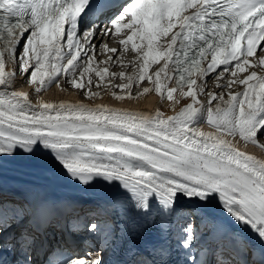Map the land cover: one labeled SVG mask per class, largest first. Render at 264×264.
Returning a JSON list of instances; mask_svg holds the SVG:
<instances>
[{"label": "snow or ice", "instance_id": "obj_1", "mask_svg": "<svg viewBox=\"0 0 264 264\" xmlns=\"http://www.w3.org/2000/svg\"><path fill=\"white\" fill-rule=\"evenodd\" d=\"M113 3L0 0V161L22 152L40 160L50 174L85 186L118 182L121 193L89 215L118 211L123 232L135 213L158 229L162 243L146 253H134L141 257L135 264H167L172 253L167 240L173 229L176 249L183 253L179 264H264V160L233 142L264 153V74L253 70L243 78L238 75L256 67L249 61L254 55L264 69V0H134L121 4L120 12L102 22L100 17ZM189 9L194 11L185 14ZM122 28L129 30L119 39L122 49L99 45L113 54L99 63L120 60L134 37L147 41V48L132 44L131 52L142 64L134 75L111 73L113 80L122 81L112 87L124 93L112 95L118 101L135 99L133 87L147 80L153 87H144L138 96L154 91L173 105H179L180 98H191L177 114L165 118L160 111L149 116L43 101L33 106L29 93L12 90L18 75L26 78L36 95L54 83L61 87L63 77L73 89H87L89 99L98 97L91 88L107 87L103 82L108 68H93L98 47L94 41L98 33L118 37ZM161 37L165 45L157 44ZM160 60L163 66L148 75L150 64ZM7 65L13 70L5 71ZM208 78L227 79L223 87L239 84L244 90L227 98L223 92L208 93L204 102L197 97L204 93ZM201 120L214 132L190 127ZM182 197L187 198V209L180 203ZM214 202L224 216L214 210ZM9 213L17 222L27 219L31 230L5 237ZM54 213L55 205L38 197L12 208L0 203V249L17 256L13 261L0 256V264H34L32 250L39 236L58 226ZM102 229L106 237L114 238L115 225L110 221L93 220L85 228L92 235ZM201 241H205L201 252L210 253L211 261L193 254ZM64 264H104V260L101 253L91 251L73 253Z\"/></svg>", "mask_w": 264, "mask_h": 264}, {"label": "bare ground", "instance_id": "obj_2", "mask_svg": "<svg viewBox=\"0 0 264 264\" xmlns=\"http://www.w3.org/2000/svg\"><path fill=\"white\" fill-rule=\"evenodd\" d=\"M194 9H189L188 13L193 12ZM179 29H173V32L178 31ZM171 35V34H170ZM66 38V37H65ZM103 38V35L97 34V38L95 39L94 43L96 45H99L101 40ZM108 38V37H107ZM165 40V38H164ZM163 40V41H164ZM161 44V43H160ZM116 45H111V48ZM118 46V45H117ZM66 51V49H64ZM108 56L113 55L112 53H106ZM163 61L162 66L164 64V60H160L159 62ZM252 61V60H251ZM258 61V60H257ZM256 61V62H257ZM121 64L119 60L116 61V64ZM130 64V63H129ZM132 64V63H131ZM127 65V64H125ZM258 65L259 70H257L258 74H264V69H261V67ZM94 67H97L96 63L93 64ZM160 66V67H162ZM159 67V68H160ZM159 68H154V71L158 70ZM13 68L11 65H7L5 68V71H12ZM256 71L254 68L248 69V74L250 71ZM31 71V70H30ZM242 74V73H240ZM238 74L241 78V75ZM243 76V75H242ZM92 77V76H91ZM162 80H163V74H162ZM227 79H233V77L229 76ZM227 79L225 80L227 83ZM23 84V86H21ZM104 85H107V83L104 81ZM112 84V83H111ZM114 84V82H113ZM169 86H171V82H168ZM54 85V84H53ZM239 85V84H234ZM110 86V85H109ZM163 86V85H162ZM243 87L242 85H239ZM52 87V86H51ZM49 88V90L44 91L43 95L40 99L36 100L33 97V89L29 85H24L23 78H16V86L12 89L13 91H23L26 93H29V99L30 102L33 104V106L37 105L38 101L43 102H51L54 104L59 103H65V104H84L87 107L95 108L97 106H106L109 109L113 110H120V111H127V112H135V113H141L145 115H154L156 111H160L163 113V116L166 118L167 116L175 115L179 111V108H181L183 105H185L189 100L190 97L187 98H180L181 102L179 105H173L171 101H168L167 98L163 101L157 100L156 97H152L151 94L155 93L154 91H151L147 94H144L142 96H138L137 94L133 95L136 97L135 99H125L122 101H118L116 99H113L110 94L105 93L101 96V98H98L96 100H93V102L90 101H82L80 95H76V92L69 94V92H59V88L56 87V85L52 88ZM104 86H101L102 89ZM150 86L149 88H151ZM105 88V87H104ZM114 88V87H113ZM244 88V87H243ZM236 91L240 90L239 88H234ZM186 90V89H185ZM234 90V91H235ZM242 91L244 89H241ZM97 92V91H96ZM142 92V91H141ZM239 92V91H238ZM153 95V94H152ZM178 96V93H174V97ZM202 96V94H201ZM202 98V97H201ZM198 99H200V95H198ZM159 101V102H158ZM190 127H195L198 131L203 133H212L210 126L207 125V122L205 120H201L198 123L191 125ZM237 144V147L241 150L246 152L247 154H250L252 156H258L259 159L264 160V153L258 152L259 154L255 153L256 149H252L254 146L248 145L245 146L242 142L237 143L236 141H233ZM263 156V157H262ZM258 159V158H257ZM4 167V168H1ZM21 168V169H20ZM0 196H3L6 193L9 194H15L18 198H23V201L28 200L32 197H38L45 200H54V196L57 194L62 195L64 197L69 198V195H73L74 193L77 194V197L80 200H83L84 202L88 203V200H92L90 198L91 194H98L99 196L102 195V198H105L106 202H112L113 199L121 193V189L118 186V182L115 183V185H109L107 182H101V183H93L91 186H85L78 181H74L67 176H54L50 174L49 172L45 171L44 165L42 162L34 157H29L28 154L22 153L15 157H9L5 158L2 161H0ZM45 175L50 176V179H46ZM20 183V184H16ZM10 184H13L12 186ZM5 189V193L3 191ZM12 190V191H11ZM89 193V194H87ZM48 194L47 196H44ZM130 196L131 194H127ZM44 196V197H43ZM96 200L95 198H93ZM24 201V202H25ZM121 201L127 206L129 203L128 201H124L123 197H121ZM100 205H104L103 202H96ZM181 205L185 208H188L189 205L187 204V198H181L180 201ZM217 202H214L213 208L218 212L219 215L224 216V212L222 209H218L216 207ZM89 207V206H85ZM111 223L113 222V225H115V235L114 238H108V240H105L107 242L106 245V251L112 250L117 241H119L120 237V228H121V220H120V214L118 211H110L109 214ZM133 218V217H132ZM131 218V219H132ZM175 220V219H174ZM98 223L101 222V219L98 218L96 220ZM130 221V219H129ZM144 222V218H140V223ZM246 235L252 238L253 242L256 243L255 237L252 236L250 232H246ZM104 238V237H103ZM205 241H201L198 246H203ZM103 244H98L99 248H102ZM98 248V249H99ZM77 250V248H76ZM73 252V251H72ZM109 254H102L104 264H106L108 260ZM48 264H55L54 262L48 263Z\"/></svg>", "mask_w": 264, "mask_h": 264}, {"label": "rangeland", "instance_id": "obj_3", "mask_svg": "<svg viewBox=\"0 0 264 264\" xmlns=\"http://www.w3.org/2000/svg\"><path fill=\"white\" fill-rule=\"evenodd\" d=\"M123 29V28H122ZM129 32V30H127V29H124V30H121V33H120V36H115V37H113V36H110V37H108V38H106L105 36H103V38H106V39H103L102 38V40H101V42H100V44L99 45H102V44H107L108 45V47H110L111 48V45H116V46H114L115 48H117L118 49V52L122 49V46L119 44V39H121V38H125V34L126 33H128ZM99 34V33H98ZM66 39V38H65ZM82 39V38H81ZM164 40V38L163 37H161L158 41H157V44H159V45H165V40ZM133 43H136V44H138V45H141L142 46V48H143V50H146V48H147V41H141L138 37H134L133 38V41L132 42H129V45H128V51L127 52H125V53H123V55L122 56H120V60H122L123 61V64L125 65V64H127V67H124L123 65H121V64H116V62L115 63H113V64H107V63H105V64H101V63H99L100 61H105V60H107V57H108V55L105 53V52H103L102 51V49H101V47H99V45H98V47H96L95 48V63H96V65H97V67H94L93 66V68H96V69H102V68H105V67H107L108 68V75L105 77V82L107 83V87H103L102 89L101 88H97L96 86H95V84H93V86H92V88H91V91L92 92H98L99 93V96L98 97H96V98H94V99H89L88 97H86L85 96V91H87V89H73L72 87H71V85L70 84H67V83H65L64 82V79L65 78H63V77H61L60 78V82H61V87H58L59 88V92H62V91H64V92H69V94H72V93H74V92H76V95H80V97H81V100L82 101H90V102H93V100H96V99H98V98H101V96L102 95H104L105 93H107V94H110L111 95V97L113 98V99H115L114 98V96L112 95V92H115L116 94H118V95H122V94H124V93H122L121 92V90L119 89V88H113L112 87V85H113V82H114V84H116V85H118V84H120L122 81L117 77V78H115L114 80L111 78V73H113V72H115V73H119L120 71H124L125 73H126V75H134L135 73H137L138 71H139V68H140V66H141V64H142V61L141 60H139V59H137V54L136 53H132L131 52V46H132V44ZM161 43V44H160ZM118 45V46H117ZM66 49V48H65ZM66 51H67V49H66ZM92 53H89V55H91ZM261 56H264V52H262L261 53ZM114 59H115V57H114ZM119 60V61H120ZM252 60V61H251ZM251 60H250V63H252V64H254V65H256V67H254V69H256V72H257V70H259V68H258V57L255 55L254 57H252L251 58ZM117 61V60H116ZM257 61V62H256ZM130 63V64H129ZM132 63V64H131ZM162 63H163V61H161V62H159L158 64L157 63H152V64H150V66H149V69H148V75H152L153 74V72H154V68H159L160 66H162ZM221 67H223V66H221ZM217 71H220V69H218ZM247 73V72H246ZM227 78L229 77V76H231V74L230 73H225L224 74ZM241 75V78H243V76H245L246 74H244V73H242V74H240ZM243 75V76H242ZM91 76H92V79L94 80V81H96L98 78L95 76V73L93 72V73H91ZM212 77H215V74H213L212 75ZM17 78H23V83H24V85H26L27 86V83H25L24 81H25V77H23V76H17ZM86 79L87 78H85V82H86ZM226 79H223V78H220V79H214V78H208V83H207V85H206V87H205V89H204V93L202 94V96L200 95V99H202V101H204V102H206V100H207V94L208 93H214V94H216V95H219L221 92H223V94H224V96H225V98H227V96H228V94L229 93H233V94H235V93H239V92H243L241 89H244L243 87H241V86H237V85H232L230 88L229 87H223V85H225L226 84V81H225ZM123 82H127L126 80L125 81H123ZM112 83V84H111ZM218 84H219V86H218ZM110 85V86H109ZM55 86V83H54V85H52V87H54ZM150 86H152V85H150L148 82H147V80H145L144 82H142V84L140 85V87L139 88H137V87H133V89H132V95H135V94H137V92L139 91V92H141V91H143V88L144 87H150ZM51 87V88H52ZM153 87V86H152ZM239 88L240 90H238V91H236L234 88ZM162 88H163V86H162ZM109 89H111V91L109 90ZM235 90V91H234ZM43 93H45V92H42L41 94H39V95H36L35 93H34V90H33V97H34V99H36V100H38V99H40L41 98V96L43 95ZM153 94V95H152ZM151 94V96L152 97H156L157 98V100H160V96L159 95H157L156 93H152ZM202 97V98H201ZM167 97L165 96V98L164 99H166ZM159 102V101H158ZM215 104H216V101H213V106H215ZM211 128V127H210ZM211 131L212 132H214V129L213 128H211ZM251 148H252V146H251ZM252 149H256L255 151V153H257V155L259 154L258 152H260L259 151V149L258 148H256V147H253ZM258 151V152H257ZM260 155V154H259ZM258 155V156H259ZM256 157V156H254L255 158H258L259 159V157ZM264 156V155H263ZM262 156V157H263ZM1 168H4V167H2L1 166ZM21 169V168H20ZM0 174H2L3 176H4V174L3 173H0ZM45 178L46 179H50V176H48V175H45ZM16 184H20V183H16ZM11 186L13 185V184H10ZM1 202H4V204L5 205H8V204H10V200H9V198H7V196H1V198H0V203ZM22 203H24L23 201H14V203H13V206L14 205H16V204H22ZM185 209H187V208H185ZM104 222H106V221H109V220H103ZM101 222V223H104V222ZM177 221L175 220V223H176ZM85 235V234H84ZM105 238H108V237H105ZM86 240L84 239L83 241H82V243H80L79 244V246H78V250H80V248H86V250H84V251H82V254L83 253H85V252H91V251H96V252H99V253H101V255L102 254H104L105 253V249L104 248H101V249H96V250H94L93 249V247L91 246L90 247V245L88 244V242H85ZM38 242H39V240H38ZM38 242H37V244H38ZM35 251H36V246L33 248Z\"/></svg>", "mask_w": 264, "mask_h": 264}]
</instances>
